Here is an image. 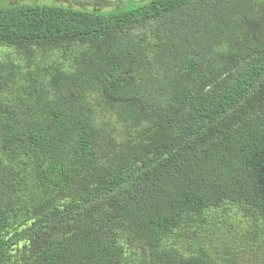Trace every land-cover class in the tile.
<instances>
[{"label":"trees","instance_id":"1","mask_svg":"<svg viewBox=\"0 0 264 264\" xmlns=\"http://www.w3.org/2000/svg\"><path fill=\"white\" fill-rule=\"evenodd\" d=\"M134 1L0 8V264H264V0Z\"/></svg>","mask_w":264,"mask_h":264},{"label":"rangeland","instance_id":"2","mask_svg":"<svg viewBox=\"0 0 264 264\" xmlns=\"http://www.w3.org/2000/svg\"><path fill=\"white\" fill-rule=\"evenodd\" d=\"M132 1L134 0H0V8L31 4H57L73 6L77 8L86 5L87 7L90 6L95 9L101 8L103 10L121 11L128 7ZM138 1L147 2L149 0Z\"/></svg>","mask_w":264,"mask_h":264}]
</instances>
